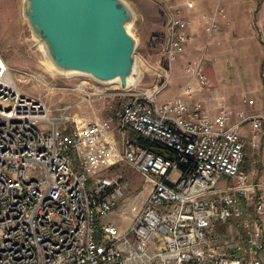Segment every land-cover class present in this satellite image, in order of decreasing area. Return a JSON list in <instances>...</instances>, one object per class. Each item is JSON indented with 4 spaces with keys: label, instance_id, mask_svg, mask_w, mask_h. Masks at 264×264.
Segmentation results:
<instances>
[{
    "label": "built area",
    "instance_id": "1",
    "mask_svg": "<svg viewBox=\"0 0 264 264\" xmlns=\"http://www.w3.org/2000/svg\"><path fill=\"white\" fill-rule=\"evenodd\" d=\"M159 1L173 70L192 40L191 22L169 0ZM218 27L213 18L212 29ZM184 71L188 80L175 97L161 103L160 90L139 91L118 112L121 159L154 181L123 230L101 223L125 195L122 172L91 179L87 160L76 169L71 159L73 149L86 157L88 141L98 151L103 126L88 124L86 135L76 126L67 130L65 116L54 121L41 100L3 83L0 66V264H264V181L246 166L247 149L264 142V109L251 116L238 111L235 123L226 104L212 114L202 100L186 98L212 86L203 59L190 60ZM127 129L175 155L154 151ZM223 176L230 180L220 185ZM232 220L242 222L245 243L219 231Z\"/></svg>",
    "mask_w": 264,
    "mask_h": 264
},
{
    "label": "rangeland",
    "instance_id": "2",
    "mask_svg": "<svg viewBox=\"0 0 264 264\" xmlns=\"http://www.w3.org/2000/svg\"><path fill=\"white\" fill-rule=\"evenodd\" d=\"M129 1L138 12V20L132 30L138 38V68L141 77L132 86L123 88L119 82L102 83L89 75H63L53 70L31 38L30 30L22 14L23 0H0V55L5 60L8 71L17 84V89L41 100L54 121L59 122L65 116L63 127L67 130L70 131L76 126L86 135V126L98 120L106 124H109L111 120L122 132L118 112L122 104L130 99L132 93L160 90L157 97L161 103L173 98L185 79L186 64L190 60L199 58L203 52L207 53V62H204V66L208 72L213 71L215 68L213 62L217 61L210 53L217 50L216 53L222 56V62L218 60V64L221 66L220 71L231 92L238 93L240 90L245 91L256 87L259 44H263L261 51H264V0H193L194 7H188L186 0H169L174 7L180 9L183 17L197 24L198 29L201 27L198 32H202L197 44L191 45L187 52L174 60L173 70L166 53L168 17L165 6L159 0ZM221 9L224 14L217 15L218 33L226 37L233 33L238 43L245 41L247 59L240 56L241 45L227 46L222 43L217 49L213 47L217 42V34L210 38L208 28L210 22L212 24V16ZM238 24L245 29L244 32L242 30L239 32ZM226 30L230 33L224 32ZM243 33L245 37L242 36ZM227 48H230V53H227ZM235 54L238 55L236 58ZM245 95L248 99L254 98L251 93L246 92ZM131 131L127 129L126 132L130 134ZM98 146L97 152L93 151L95 145L92 141L82 146L90 166L87 171L91 176L97 175L92 170L110 176L117 171L122 172L126 192L118 203L126 196L138 192L139 189L144 191L148 189L147 177L122 159L120 163L105 169L104 165L108 162L111 144L108 141H102ZM257 150L262 152L261 156H264V144ZM247 151L250 158L247 157L246 163H249V166L246 165L247 168L253 172L255 179L261 177L264 181L263 162L261 163V160H258V163L252 162L254 155L257 160V152L253 154L251 148ZM85 158L77 149L71 152V159L76 169H84ZM228 180L230 178L223 176L220 185L226 184ZM119 218L118 225L125 221L124 215ZM220 228L223 238L245 243V229L240 220L221 224Z\"/></svg>",
    "mask_w": 264,
    "mask_h": 264
},
{
    "label": "water",
    "instance_id": "3",
    "mask_svg": "<svg viewBox=\"0 0 264 264\" xmlns=\"http://www.w3.org/2000/svg\"><path fill=\"white\" fill-rule=\"evenodd\" d=\"M31 38L63 75L85 74L128 88L141 77L138 12L129 0H23Z\"/></svg>",
    "mask_w": 264,
    "mask_h": 264
},
{
    "label": "crops",
    "instance_id": "4",
    "mask_svg": "<svg viewBox=\"0 0 264 264\" xmlns=\"http://www.w3.org/2000/svg\"><path fill=\"white\" fill-rule=\"evenodd\" d=\"M217 15L218 13H216V15L212 18H215L217 21ZM227 16V15H226ZM225 16V17H226ZM213 21V19H211ZM192 21V20H191ZM241 27V29H240ZM238 28H239V32L240 30H242L243 32L245 31V29L240 26L238 24ZM201 29V27H200ZM200 29L197 28V24L195 25L193 22L191 23V27H190V32L192 34V40L190 41L188 47H187V51L189 49V47H191V45L193 44H197L198 40L200 39L201 33L202 32H198ZM218 30H213L212 29V24L210 22L209 28H208V32H209V37L211 38L212 35L217 34V42L216 44L213 46L214 48L216 47V49L220 46V44L225 43L227 44V46H232V44L234 46L241 45L242 46V50H241V54L240 56L244 59H247L248 54H247V50H246V42L245 41H240L239 43L237 42L235 35L233 33L229 34L230 31H224L227 34H229L228 37L221 35L220 32L218 33ZM167 31V30H166ZM244 36V33L242 35ZM194 38V40H193ZM261 43V42H260ZM261 45H263L262 43L259 44L258 50H257V83H255L256 87H251L249 90H240V92L238 93H233L231 92V90L228 89L227 87V83L225 82V79L223 78V73L220 71V65L218 64V60L220 62H222V56L216 51H213L212 53H210L211 56H215V60H217L216 62L214 61L213 63H215L214 65V69L213 71H207V68H205L204 66V70L207 74V76L209 77V79L211 80L212 86L202 92H195L192 96L186 95V98L188 99H200L203 101L205 107L212 113V114H216L219 110V107L222 104H226L227 106H229V108L233 111V117H232V123L238 122L240 121L241 117L239 116V114L237 113L238 111H243L245 113L246 116H251V115H255L260 113L263 109H264V51H261ZM226 47V46H225ZM248 47V46H247ZM212 48V49H214ZM186 51V52H187ZM227 53H230L231 50L230 48L226 49ZM217 55V56H216ZM206 56L207 53H202L201 56L197 59L202 58L203 59V63L207 62L206 61ZM238 55L235 54V58ZM209 62V61H208ZM210 69V68H209ZM188 80L187 75H185V79L183 80V83L181 84L179 91L174 95V97L176 95H178L182 90L183 87L185 86L186 82ZM225 82V84H224ZM198 86V83L195 82V87ZM246 92L247 93H251L254 95V98L252 99H248L246 97ZM110 120V119H109ZM93 122H98L103 126V134H104V139L103 141L105 142H109V144H111V149H110V154H109V158H108V162L104 165L105 169L106 168H110L111 166L115 165L116 163H120L121 162V154L123 151V144H124V137L122 132L119 130L118 125L116 126L115 124H113L110 120L109 124L104 123L101 120L98 121H93ZM92 123V122H90ZM89 123V124H90ZM83 128H85L83 126ZM251 129V121H247L245 122L242 126H241V132L243 134H248L249 131ZM136 134L134 131H131V133L129 134L132 138H135ZM138 135V134H137ZM107 140V141H106ZM264 144V142H263ZM253 150V154H255L257 152V160H255V156H253V160L260 161L261 163H264V156L262 155V152L260 153V151L252 149ZM248 159L249 155H248ZM85 160H87V164H88V159L85 158ZM250 161V160H248ZM251 162V165H252ZM262 163V165L264 166V164ZM246 165L249 166V163ZM261 165V164H260ZM85 166V165H84ZM87 169H90L89 164L87 165ZM93 173L97 174L96 176H91V174L89 173V175L91 176V179H95L98 176H106L103 174H99V172L92 170ZM260 178L262 180L261 177H257ZM149 187L146 191H144L143 189H139L138 192L128 195L125 197L124 200H122L120 203H118V205H116L115 209L113 211H111L110 213H108L107 215L103 216L101 218V223H112L117 225L119 228L125 230L127 229L133 222L136 214L138 213L139 209L146 203L150 192L154 186V181L150 178H147ZM122 215L125 216L124 218V222H122L121 224H117V221L120 220L119 217H122ZM263 219H264V215H263Z\"/></svg>",
    "mask_w": 264,
    "mask_h": 264
},
{
    "label": "trees",
    "instance_id": "5",
    "mask_svg": "<svg viewBox=\"0 0 264 264\" xmlns=\"http://www.w3.org/2000/svg\"><path fill=\"white\" fill-rule=\"evenodd\" d=\"M136 133V132H135ZM134 134L135 135V138L140 141L142 144H144L145 146H149L151 149H153L154 151L158 152V153H162V154H165L167 156H174L175 153L174 151L167 147L166 145L162 144V143H159L157 141H153L147 137H144L140 134ZM224 224V223H222ZM221 225V224H220ZM219 231H221V228L219 226Z\"/></svg>",
    "mask_w": 264,
    "mask_h": 264
},
{
    "label": "bare ground",
    "instance_id": "6",
    "mask_svg": "<svg viewBox=\"0 0 264 264\" xmlns=\"http://www.w3.org/2000/svg\"><path fill=\"white\" fill-rule=\"evenodd\" d=\"M0 66L5 68L4 77H2V82L9 85L12 88L17 89V84H16L13 76L10 74V72L7 71V65H6L5 60L2 58L1 55H0Z\"/></svg>",
    "mask_w": 264,
    "mask_h": 264
}]
</instances>
